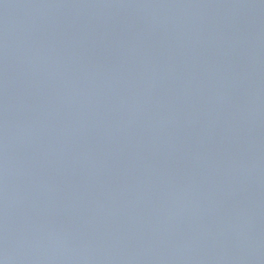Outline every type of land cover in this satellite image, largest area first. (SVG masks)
<instances>
[{"label": "water", "instance_id": "95a60500", "mask_svg": "<svg viewBox=\"0 0 264 264\" xmlns=\"http://www.w3.org/2000/svg\"><path fill=\"white\" fill-rule=\"evenodd\" d=\"M0 264H264V0H0Z\"/></svg>", "mask_w": 264, "mask_h": 264}]
</instances>
